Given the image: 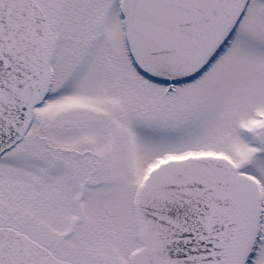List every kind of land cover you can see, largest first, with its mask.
<instances>
[{
  "label": "snow or ice",
  "instance_id": "obj_1",
  "mask_svg": "<svg viewBox=\"0 0 264 264\" xmlns=\"http://www.w3.org/2000/svg\"><path fill=\"white\" fill-rule=\"evenodd\" d=\"M0 264H264V0H0Z\"/></svg>",
  "mask_w": 264,
  "mask_h": 264
}]
</instances>
